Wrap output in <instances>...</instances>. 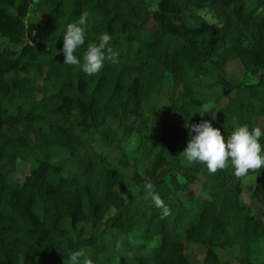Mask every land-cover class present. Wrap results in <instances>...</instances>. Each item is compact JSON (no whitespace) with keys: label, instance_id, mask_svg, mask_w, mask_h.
Masks as SVG:
<instances>
[{"label":"trees","instance_id":"1","mask_svg":"<svg viewBox=\"0 0 264 264\" xmlns=\"http://www.w3.org/2000/svg\"><path fill=\"white\" fill-rule=\"evenodd\" d=\"M32 3L42 20L28 19ZM84 11L86 42L74 55L82 60L105 32L119 53V63L105 61L93 76L57 53L67 24ZM233 60L244 78L219 74ZM170 85L181 86L179 119L147 134L140 124ZM223 98L210 122L225 142L237 124L264 125V0H156L152 11L143 0H0V264H71L79 250L80 264H193L184 241L203 246L201 264H259L264 218L244 201L243 182L250 178L264 205V166L237 179L231 160L210 174L180 154L190 139L185 124ZM122 131L139 134L142 158L111 164L104 148ZM55 150L63 159L52 161ZM29 159L28 174L14 180L18 161ZM68 161L77 173L65 176ZM116 167L132 169L122 190ZM145 182L171 209L166 218L145 199ZM84 223L93 225L88 235L79 231Z\"/></svg>","mask_w":264,"mask_h":264},{"label":"clouds","instance_id":"2","mask_svg":"<svg viewBox=\"0 0 264 264\" xmlns=\"http://www.w3.org/2000/svg\"><path fill=\"white\" fill-rule=\"evenodd\" d=\"M88 18L89 13L84 11L76 20L67 24L63 33V48L57 50V53L62 51L64 64L78 66L85 74L93 76L102 71L105 61L113 65L119 63V53L110 46L113 38L105 32L100 35L98 43L87 45L82 60L74 55L78 48L85 45L89 28ZM196 112H199L201 117H204L206 112L212 114L209 109ZM212 118L215 119L213 114ZM185 127L189 128L190 139L180 154L189 163H206L210 174H215L218 169H225L229 160L235 169L234 174L237 179L246 176L249 170L259 171L264 166V156L261 155L262 145L259 142L264 137V131L260 127L250 129L247 124H237L234 131L228 135L226 142L221 131L214 128L207 119H201L199 123H186ZM143 190L146 193L145 199L150 197L154 205L162 209L161 219L171 214V209L155 191L152 182H145ZM83 254V250L72 253L71 264H80V257ZM83 264H93V262L85 258Z\"/></svg>","mask_w":264,"mask_h":264},{"label":"rangeland","instance_id":"3","mask_svg":"<svg viewBox=\"0 0 264 264\" xmlns=\"http://www.w3.org/2000/svg\"><path fill=\"white\" fill-rule=\"evenodd\" d=\"M143 3L149 10H155L156 9V0H143ZM34 3L30 6V10L28 13V19L34 20L36 18L43 19V16L39 14V12H33L34 9ZM191 11L193 13H198L202 17H204L208 22H214L213 18L211 17V14L207 10H195L194 8H191ZM36 39L38 43H41L43 41V34L41 31H37L35 33ZM219 74L224 77H234L237 79L244 78V73L242 71L241 66L236 60H233L226 64V66L223 69L218 70ZM37 84L40 86L41 82H37ZM162 96L159 99L158 105L156 107L155 112L150 115L146 116L141 124L140 127L144 129L145 133L152 134L159 122L161 123H167L170 121H174L179 119V112L177 110L178 103H180V93H181V86H166L162 89ZM226 99L223 98L220 100V102L216 105H214L212 102H208L202 107H200L199 110L209 109L211 110L212 114L215 115V111L225 104ZM198 110V111H199ZM212 114L210 112H206L203 119L211 120ZM198 115L200 116L199 112ZM201 117V116H200ZM108 123L112 128L115 130L118 129V122L114 118H110L108 120ZM255 127H260L261 129L264 127L262 118H256ZM120 133V132H119ZM139 146V134L135 131L132 132L130 135H125L122 131L120 134H118V137L115 139L114 144L109 145L108 147L104 148V154L106 158L111 162V164H115L120 159L121 155H124L126 158L129 159L130 163L133 162L136 159H141L142 154L138 151ZM63 159L62 154L58 153V151H53V157L52 161H59ZM34 161L32 159L26 160V161H18L17 163V171L12 175V178L16 181L21 182L24 177L28 174L29 169L32 167ZM65 167V176H69L71 174H76L75 165L72 161H68L64 164ZM118 170V173L122 174L119 177V182L117 183V188L122 190L124 188H127L126 183L130 180V173L132 169H126L122 167H116ZM123 174L128 175V177H124ZM163 176V172H160L156 179L161 178ZM250 178H247L243 182V198L244 201L249 202L254 207V212H256L257 216H262L264 218V205L261 203V201L258 198L253 197L252 195V182L249 180ZM193 189L198 192L199 185L197 183L192 185ZM123 190V192H125ZM109 216H113L114 212L111 211L109 213ZM116 215V214H115ZM114 215V216H115ZM93 230V225L90 223H84L79 226V231L81 235H88ZM158 241H153V245H155ZM185 245V253L188 259L193 264H201L203 255H204V248L201 245L194 244L190 241H184ZM232 251L222 249L221 259L229 258V255ZM235 264V263H234ZM259 264H264V260H262Z\"/></svg>","mask_w":264,"mask_h":264},{"label":"crops","instance_id":"4","mask_svg":"<svg viewBox=\"0 0 264 264\" xmlns=\"http://www.w3.org/2000/svg\"><path fill=\"white\" fill-rule=\"evenodd\" d=\"M232 264H234V263H232ZM235 264H238V263H235Z\"/></svg>","mask_w":264,"mask_h":264}]
</instances>
